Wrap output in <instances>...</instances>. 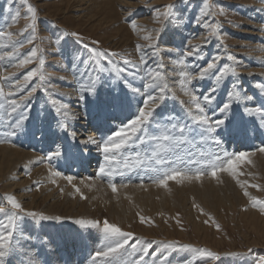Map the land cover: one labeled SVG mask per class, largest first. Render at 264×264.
I'll return each instance as SVG.
<instances>
[{"label": "bare ground", "instance_id": "6f19581e", "mask_svg": "<svg viewBox=\"0 0 264 264\" xmlns=\"http://www.w3.org/2000/svg\"><path fill=\"white\" fill-rule=\"evenodd\" d=\"M118 3L123 8L132 6L131 0H118ZM256 14L257 19L262 21L264 14L258 12ZM258 25L240 31V34L245 36L247 40L250 39L252 44L248 47L247 54H239L242 58V62H240L242 72L235 79L248 95L254 97L253 100L247 102L248 107L253 110L264 103V94L261 93V88L258 87V85H264V52L259 50L264 35L259 31L255 32V29L260 27ZM183 36L178 29L170 34V39L166 43L168 50L164 53V58H183L181 57ZM48 62L50 64L48 71L51 80L48 85L43 86L48 93L43 92L40 96L34 95L28 98L30 111L25 113L27 119L22 121L23 131H18L16 136L10 135L13 131V127L10 125L23 110L18 109L15 113L11 112V106L6 101L3 106H0V207H5L6 211H9L10 206L7 205L6 197L13 195L25 210L44 209L49 216L65 213L66 215L58 216L73 221L77 219L103 221L97 219L104 216L97 215L99 212H103L105 218H107L106 220L111 223L123 225L125 228L133 225L139 232H143L144 236L147 230L139 224V219L127 221L134 216H142L148 212L174 214L176 207L181 208L190 216V214L192 215V211H190L192 207L190 206L195 199L200 201L201 204L206 203V205L213 208L223 204L226 206L227 203L230 205L231 199H234V203L243 202L244 197L235 188L236 184L226 173L219 174L223 183H217V181L211 179L203 180L202 184L200 182L176 184L175 181H169L167 188L158 187L152 182L153 178H158L163 172L168 171V165H156L153 161L147 160L150 153L144 151H141L140 155L146 163L138 169L125 170L121 164L119 170L123 171V175L116 174L111 178H98V168L106 164L103 153L97 149L96 145L85 146L79 141L87 135H92L100 140L102 135L109 134L110 128L117 126L118 117L116 120L109 117L104 123H100L90 111L92 97L89 96L85 101L79 98L82 86L79 73L77 74L72 69L64 67V61H61L57 54L49 56ZM164 65L167 67L165 69L166 74L169 72L176 73L166 75L167 84L176 94L175 99L170 96V104L167 105L166 111L183 115L187 109L180 101L188 102L189 98L181 90L179 83L180 71L177 69L178 66L174 68L171 62ZM180 68L183 69L181 66ZM214 71H209L203 80L199 78L193 80L188 85L189 90H194L197 94H208L210 88L215 85ZM6 72L0 70V87L5 92L13 91L11 84L5 79ZM233 80L227 75L221 80L220 84L216 85L218 91L213 94L212 104L206 107V114L210 120L221 118V114L215 111L216 105L227 99L229 90L235 91V89H232ZM99 91L100 98L103 99L107 89L100 88ZM53 99L57 101L55 105L52 104ZM62 103H66L70 107L61 109V114L58 116L56 109L60 108ZM201 103L203 104V101ZM244 103V101L239 104L233 103L232 111L229 113V119H233L234 123L240 121L241 116H243V125L239 131L234 129L231 121L226 120L228 131H225L224 126L217 129L218 138L221 140L219 147L207 138L203 141L197 139L195 143H188L177 155L172 157L177 162L174 166L183 169L185 165L180 161H188L190 157H194L199 162L189 165L190 168L194 169L207 163L214 153H219L223 149H227L229 152H255L256 155L252 157L253 165L244 166L247 169L264 163V154L257 152V149L264 145V126L261 125L260 114L257 113L255 116L244 114ZM65 112L68 113L67 116L63 115ZM39 113H43V115L39 116ZM72 114L79 118L73 119ZM57 120L66 122L69 126V132L74 130L77 133L75 141L68 133L57 127ZM57 150L61 153L59 157L54 155ZM165 155L171 154L165 153ZM48 156H52L50 161L47 159ZM117 160H120L119 153L116 154L113 163L116 164ZM131 163L134 165L135 161L133 160ZM26 171L30 172V175H26ZM51 171L61 173L60 177L54 178L55 184L51 182ZM67 175L74 177L72 185H69L66 179L63 178ZM109 179L116 183L118 189L116 193H113L108 186ZM36 181L40 182L39 190H37L34 183ZM141 181L144 184L143 188L139 187ZM124 184H127L128 187H123ZM75 188H79L80 193H76ZM61 189H63V194H61ZM81 195L86 199H81ZM7 214L8 212H5L3 216H0V224L7 223ZM245 214L246 216H254L253 213L249 212ZM158 216H155V218H159ZM73 221L61 219L60 221L49 220L37 223L30 217L20 221L24 228V236L17 233V237L21 242L28 237H30V240L25 247L17 248V256L12 258L11 264H21L22 260L24 264H28V257L35 258L37 264H92V256L95 251L103 246V234L95 228L81 229ZM252 225L256 227L254 222ZM195 229L196 231L199 230V228ZM139 238H142V233L139 234ZM258 241L264 242V236L260 237ZM15 242L16 239L14 238ZM146 245L147 243L137 245V249ZM154 248L151 247L148 250V255L145 256L141 264H178V261L181 260L180 256L172 257L166 253L164 255L163 250L158 247L156 250ZM25 252H27V256L23 255ZM141 255H143L141 251H134L129 247L123 258L118 261V264H133L134 261H139ZM165 257H167L166 260ZM185 261L187 260L185 259ZM221 263L233 264L227 261ZM239 264L249 263L241 261Z\"/></svg>", "mask_w": 264, "mask_h": 264}, {"label": "snow or ice", "instance_id": "6c2138e0", "mask_svg": "<svg viewBox=\"0 0 264 264\" xmlns=\"http://www.w3.org/2000/svg\"><path fill=\"white\" fill-rule=\"evenodd\" d=\"M23 3L27 4V0H22ZM261 4H264V0H260ZM174 5L169 4L160 8L151 9L155 13L154 21L161 27L158 29H153L155 33L153 35H145L144 40L148 41L147 47L151 49L150 55L152 57H158L159 55V37L162 34V29L164 27V21L170 20L173 15ZM209 4L207 0H204L203 7L200 11V16L196 17V23L201 25L202 18L209 14L208 12ZM264 11V8L261 9ZM28 16L26 19L30 20L27 24L25 31L30 30V35L27 39L28 44H33L34 46L30 49V54L25 58L21 59L16 67L23 68L26 65L38 61L40 65L39 68L28 70L24 75L22 82L19 84L17 91L5 92L2 87H0V106L6 101L11 106V112L15 113L18 109H22L19 117L15 119L10 125L13 127V131L10 133L12 136H16L18 131H23L22 121L27 119L26 112L30 111L28 98L37 92V89L41 86L40 84H35L34 86L26 88L30 82L33 81L39 74V81L45 80V74L41 71L45 64L44 59L38 58L39 46L35 45L36 32H37V16L38 10L27 4ZM220 15H224V11L221 10ZM19 17V12L13 17L15 20ZM202 26L204 28H210L209 36H218V25L209 24L207 21L203 22ZM242 27V26H240ZM130 29L133 32L138 31V26L135 22L130 23ZM262 35H264V23L261 24L259 29H257ZM3 35V33H0ZM62 35H72L77 37L80 41L82 38L78 36L77 33H63ZM208 42L207 37L204 38V43ZM98 41H93V44H97ZM182 43L187 45L192 44V40L185 38ZM221 43L223 41L221 40ZM23 42H21V47ZM84 47L91 54V60L95 62L96 77L92 78L91 74L88 73L89 61H83L85 65V74H88L90 80V87L84 88L81 86L80 96L81 100H86L89 96L92 97V103L90 105L91 114H93L100 123H104L107 118L111 117L116 120L118 117L117 126L109 129V134L102 135L100 140H97L92 135H87L83 137L79 142L83 145H96L97 149L103 153L104 159L106 161L105 165L98 168L97 177L98 178H111L116 174L123 175V171H120V166L125 170L132 169L136 170L141 165L146 163L145 159L141 158V151L145 153H150L147 156V160L153 161L156 165H168L169 170L163 172L158 178H153V183L158 187L167 188L169 181H175L176 184H182L183 182H200L202 184L203 180L211 179L217 181V183H223L220 178V173H226L231 180L243 191V195L247 197L253 208L259 206V211L264 214V200H259L249 195L247 189L249 187L264 191V185L249 183L248 180H241V176H248L250 179L255 180L258 177L250 171H245L244 166H252V157L256 155L255 152L249 151H232L229 152L227 149H223L219 153H214L213 157L210 158L207 163L202 164L194 169L190 168V164H197L194 157H190L188 161L181 160L180 163L185 165V168H180L176 165V160L172 158L177 155L188 143H195L197 139L203 141L205 138L210 140L217 147L221 145V140L218 138L217 129L221 126L225 127V131H228L226 127V120L233 123L234 129L239 131L243 125V116H241L240 121L233 122V119H229V113L232 111L233 103L239 104L244 101V114L249 116H255L257 113L260 114L261 125L264 126V103L260 107H256L254 110L250 109L247 105L248 101L254 99L253 96L248 95L245 90L237 83L234 79L232 81V89L227 93V99L216 105L215 111L221 114V118L215 120H210L206 114V107L211 105L214 99V93L218 91L216 85L220 84L221 80L231 74L236 76L237 68L231 65H223L218 67L217 62L219 57L212 58L211 62H206L205 65L198 66L197 71H187L181 70L180 75V86L184 95L189 98L188 102L183 100L180 101L182 105L185 106L187 111L183 114H175L166 111L167 104L165 101L168 99L169 93H171L172 99L176 98L175 92L169 87L165 80V74L161 71L153 70L150 68H144L143 71L145 76L150 77V79L145 83L144 89L148 91L145 92L142 88L133 87L124 77V74L128 72V69H134L135 73L141 72V66H146L148 64V53L143 51V46L140 44L136 45V49L140 52L139 64L132 62L131 60L120 56L116 52H104L97 51L94 48H89L88 45ZM260 51L264 52V40L261 41ZM181 57H191L192 60H203L202 48L200 45L194 47H188L185 51L181 53ZM3 59V57H0ZM162 57L157 63V69H163L165 65L162 62ZM122 61V65L117 63V61ZM228 60L236 61V57L229 55ZM102 61L106 63H102ZM171 62L174 68L177 66H183L187 69V65L191 61H186L184 58H171ZM106 65H110L111 68ZM239 63H237V67ZM210 70H215L213 72V79L215 80V85L210 88L208 94H197L194 90H189L188 85L195 79L200 80L205 79L206 75ZM108 72L107 81L103 78L102 74ZM114 73V75H113ZM135 73H128L129 75H134ZM175 72H169L166 75H174ZM145 77L142 76L141 79ZM7 79V77H5ZM63 79V77H61ZM123 84V87L121 86ZM261 88V93L264 94V85H258ZM100 88H106L104 98H100ZM127 88L133 95L141 94L145 98L136 101V110L132 111V99L129 97V91H125ZM20 93H23L22 95ZM22 101L24 103H20ZM203 101V104L201 103ZM57 101L52 100V104L55 105ZM70 106L66 103H62L60 108L56 109L57 115L61 114V109H68ZM159 109V110H158ZM43 113H39V116ZM67 116L68 113L63 114ZM73 119H78L75 114ZM88 118L87 116L85 117ZM234 118V115H233ZM57 127L62 131L68 133L72 139L75 141L77 133L73 130L69 132V126L66 122L60 120L56 121ZM42 130V129H39ZM216 133V135H214ZM35 134V133H34ZM7 142V141H4ZM257 152L264 154V145L257 149ZM120 154V160L113 163L116 154ZM165 153H170L171 155H165ZM55 156L59 157L61 155L60 151L57 150L54 153ZM39 159V158H38ZM47 159L50 161L52 156H48ZM135 161L133 165L131 161ZM26 175H30V172L26 171ZM61 173L58 171H51V182L55 184V177H60ZM66 179L69 185L73 184L74 177L67 175L63 177ZM39 190V181L34 182ZM113 193L117 192L116 183L109 179L108 185ZM123 187H128L124 184ZM139 187L143 188L144 184L141 181ZM76 193H80L79 188H75ZM61 194H63V189H61ZM81 199H86L83 195ZM7 205L10 206L11 212L7 214V223L0 224V264H11L12 258L17 256V248H23L28 244L30 237L25 239L23 242L17 237V233L20 236H24V228L20 223L25 217L32 218L33 221L39 223L43 221L55 220L60 221V216H49L36 211H27L23 208L22 204L16 199L15 196L9 195L6 197ZM194 208L198 209L199 214L208 217L204 220L207 224L209 220L213 218L205 212V210L195 201H193ZM247 211L248 209H243ZM6 212L5 207H0V214ZM139 221L141 224H152L153 222L150 218L144 216H139ZM74 224L78 225L81 229H98L103 234V246L95 251L92 256V264H118V261L123 258L127 249L130 247L134 251H141L143 255L140 256L139 261H134L133 264H141L144 261L145 256L148 255V250L152 247V243H147L146 246L137 249V245H144L142 238L136 237L133 232L124 231L119 226L108 220L97 221L92 219H77L73 221ZM177 223L180 221L177 219ZM213 223L215 221L213 220ZM217 231H220V227L216 225ZM14 238L16 242L14 243ZM166 248L175 249L179 251H191L198 252L201 256H205L211 260L219 261L221 256L218 253L208 251L206 249H196L192 248L190 245H178L169 243L165 245ZM27 256V252L23 253ZM226 255L238 256L239 253H228ZM165 260L167 257L164 258ZM24 264V261H21ZM28 264H37V261L33 257H28ZM184 264H189L185 261ZM260 264H264V256L260 257Z\"/></svg>", "mask_w": 264, "mask_h": 264}, {"label": "rangeland", "instance_id": "374dc122", "mask_svg": "<svg viewBox=\"0 0 264 264\" xmlns=\"http://www.w3.org/2000/svg\"><path fill=\"white\" fill-rule=\"evenodd\" d=\"M203 2L204 0H131L132 6L126 7L128 8L126 9L119 5L118 0H27V4H31L32 7L38 10L35 45L39 46L38 58L45 60V64L41 71L45 74L46 78L44 81H39L38 74L32 82L26 85V88L34 86L35 84L41 85L37 89V92L33 93L31 97L34 95L40 96L43 92L48 93L43 86L48 85V82L51 80L49 78L48 67L50 64L48 61L49 56L52 54H57L59 59L64 61V67L72 69V71H75L77 74L79 73L78 75L80 76V80H82V86L87 88L91 85L88 74H85V65L83 61H89L90 66L88 68V73L91 74L92 78H95L97 74L93 71L95 62L91 60V54L84 47L85 44L88 45L89 48H94L97 51L119 53L120 56L137 64H139L140 52L137 51L136 45L140 44L143 46V51L149 54L146 56L148 64L146 66H141L142 70L139 73H135L134 69L129 68L128 72L124 74V77L133 87L144 89L145 83L150 79V77L145 76L143 71L144 68L161 71L165 74L166 80L165 69L167 67L157 69V63L161 57L163 58V64L171 62L170 58H164V53L168 50V45L166 43L170 39V34L174 32L175 29H178L182 36L185 35L182 37V42L185 38L192 40L191 45L183 43L181 52L185 51L187 46L194 47L200 45L202 48L203 60L196 61L192 60L191 57H183L186 61H191V63L187 65V69L189 65L191 68L189 67L187 71H197L198 66L205 65L206 62H211L214 57H219L220 59L217 62L218 67L227 64L237 68V63H239L236 76L234 77L229 74L232 79H236L242 72L240 68L242 66L240 63L242 62V58L239 54H247L249 51L248 47L252 44L250 39L247 40L245 36L240 34V31L242 32L249 29L251 26L264 23V17L262 18V22L258 20L256 16V12L264 14V11H261V9L264 8V4H261L260 0H207L209 4V14L202 18L201 23L203 24V22L207 21L210 25H218L219 33L218 36H209L208 33L211 29L204 28L202 24L198 25L196 23V17L200 16ZM115 3H117L120 8ZM27 4L23 3L22 0H0V33H3V35H0V57H3V59H0V68L3 72L7 71L5 76L7 77L6 81L11 84L14 92L19 88L23 75L28 70L40 67L38 61H34L23 68L18 69L16 67V64H18L21 59L30 54V49L34 46L33 44L27 43V39L30 35V30L25 31L27 24L30 23V20L26 19L28 16ZM169 4L174 5V15L170 20L164 21L162 34L159 37V49H161L158 57H152L150 55L151 49L147 47L149 42L144 40L143 37L145 35L155 36L152 30L158 29L161 26L155 23V13L152 12L151 9L160 8L163 10V7ZM123 9L126 10L124 11ZM221 10L224 11V15L219 14ZM17 12H19V17L13 20ZM131 22L137 24V32L131 31ZM260 24L258 26H261ZM257 31L258 30L255 29V32ZM73 32L77 33L82 40L78 41L77 37L72 35H62L63 33L70 34ZM205 37H207L208 40L206 44L204 43ZM221 40L223 43H221ZM93 41H98V43L93 44ZM21 42H23L22 47ZM229 55L236 57V61L228 60ZM102 63L106 62L102 61ZM117 63L123 66L122 61L118 60ZM106 66L109 67V69L111 68L110 65ZM177 69L179 71L186 70L180 68V66H178ZM128 73L135 74L129 75ZM108 75V72L102 74L105 81H107ZM142 76L145 78L141 79ZM121 86L123 87V84ZM125 91L129 90L125 88ZM144 91L148 90L144 89ZM20 94L22 95L23 93ZM170 96L171 95H169L166 100L167 102L165 101L167 105L170 104ZM129 97L132 99V111L135 112L136 101L142 100L143 95H133L129 91ZM263 166L264 163L257 164L251 169L244 167L245 171L254 173L258 178L252 180L248 176H241L240 179L248 180L249 183L264 185ZM233 183L235 184L234 181ZM235 188H237L244 197L243 202L240 201L241 203H234V199H231L230 205L227 203L226 206L223 204L213 208L206 205V203L201 204L200 201L196 199L193 200L213 218L209 220L207 224L204 223V220L208 219V217L200 215L198 209L194 208L192 204L190 206L192 207L190 209L192 215L190 214V216L178 207L175 208L176 211L174 214L167 215L164 212L163 214L148 212L149 214L145 213V215H142L146 218H150L153 222L152 224H141L139 222V224L147 230L144 235L145 237L143 236V232H139L133 225H131L132 227L127 226V228L123 227V225L120 226L117 224V226L121 227L124 231L133 232L136 237H139V234L142 233L144 244L151 242L152 248L157 246L163 250L164 255L170 254L172 257L180 256L181 260L178 261V264H184L185 259L189 264H222L221 262L226 261L232 262L233 264H239L241 261H247L249 264H260V257L264 256V242H259L258 239L264 236V214L259 211V206L256 208L251 206L247 197L243 195L244 190L240 189L237 185ZM247 191L249 195L254 198L264 200V191L251 187H249ZM245 208L248 210L244 211L243 209ZM32 210L48 215L44 209L34 208ZM6 212L10 213L11 209ZM246 212L253 213L254 216H246ZM3 215L4 214H0V216ZM58 215L66 214L58 213L55 216ZM97 215L101 217L104 215L102 218L99 217L97 219H102L103 221L107 219L103 212H99ZM139 216L141 215L134 216L131 219L129 218L130 220L127 222L132 220L136 221V219H139ZM155 216L159 218H155ZM27 218L28 217H25L24 219ZM61 219L73 221L66 218ZM177 219L180 221L179 224L177 223ZM213 220L215 223H213ZM253 222L256 227L252 225ZM217 224L220 227V231L216 229ZM195 228H199V230L196 231ZM169 243L190 245L192 248L196 249H206L218 253L221 259L215 261L201 256L198 252H177L175 249L164 248V246ZM157 247L154 249L156 250ZM228 253H239L240 255H226Z\"/></svg>", "mask_w": 264, "mask_h": 264}]
</instances>
